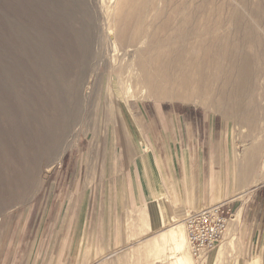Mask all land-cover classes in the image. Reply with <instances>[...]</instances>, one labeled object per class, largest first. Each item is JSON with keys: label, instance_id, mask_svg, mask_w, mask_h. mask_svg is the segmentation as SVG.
<instances>
[{"label": "rangeland", "instance_id": "rangeland-1", "mask_svg": "<svg viewBox=\"0 0 264 264\" xmlns=\"http://www.w3.org/2000/svg\"><path fill=\"white\" fill-rule=\"evenodd\" d=\"M118 1L0 0V264H76L68 255L66 231L75 226L86 186H98L101 164L114 149L128 148L121 118L136 102H143L149 117L155 109L172 119L183 112L195 117V150L207 149L208 139L214 150L219 177L211 182L213 198L195 210L226 204L228 228L206 258L193 259L187 245L185 257L193 264L207 258L211 264H264V200H254L264 181H235L239 164L251 155L264 165V37L245 47L252 77L235 112H218L205 96L188 103L153 101L131 84L108 92L105 81L133 73L131 62L119 56L113 61L106 44L108 31L119 22ZM148 1L144 29L149 33L156 14L151 8L160 9L166 0ZM237 2L213 0L224 25ZM250 113L252 125L242 121ZM204 119L212 136L204 133ZM169 145L177 148V142ZM254 204L261 205L256 226L244 217ZM191 212L175 211L169 228L181 224L184 232L182 220ZM158 241V254L143 244V264H174L172 247L162 237Z\"/></svg>", "mask_w": 264, "mask_h": 264}, {"label": "crops", "instance_id": "crops-1", "mask_svg": "<svg viewBox=\"0 0 264 264\" xmlns=\"http://www.w3.org/2000/svg\"><path fill=\"white\" fill-rule=\"evenodd\" d=\"M129 105L121 118L129 146L114 149L101 164L98 186H86L75 226L66 231L68 255L76 264H143V244L162 237L175 211L193 212L213 198L215 154L210 139L207 149L195 150L196 118L183 112L172 119L153 107L149 117L143 102ZM202 125L212 136L211 123L204 119ZM256 199L263 201L264 191L256 190ZM260 208L254 204L244 216L255 226Z\"/></svg>", "mask_w": 264, "mask_h": 264}, {"label": "bare ground", "instance_id": "bare-ground-1", "mask_svg": "<svg viewBox=\"0 0 264 264\" xmlns=\"http://www.w3.org/2000/svg\"><path fill=\"white\" fill-rule=\"evenodd\" d=\"M191 1L193 5L187 1L166 0L160 9L152 7L156 14L149 23L152 29L149 33L144 29L145 24L148 28L146 14L152 6L148 0L116 3L119 22L115 29L108 31L106 44L113 53V61L119 56L120 60L131 62L133 73L126 80L118 73L113 80L105 81L108 92L116 89L117 84H131L153 101L188 103L205 96L218 112L237 111L241 93L250 85L252 77L253 62L245 47L253 39L264 37V0L255 3L235 0L238 2L232 7L226 25L216 18L220 9L213 5V0ZM223 25L224 33L220 32ZM242 121L252 125L254 116L243 115ZM47 171L44 173L48 174ZM236 173L239 184L249 181L257 185L264 181V165L259 167L254 155L244 166L239 164ZM162 240L175 252L174 264H193L184 255L187 240L181 224L169 228ZM146 244L148 251L158 254L160 243L156 237ZM204 264L211 262L207 258Z\"/></svg>", "mask_w": 264, "mask_h": 264}, {"label": "built area", "instance_id": "built-area-1", "mask_svg": "<svg viewBox=\"0 0 264 264\" xmlns=\"http://www.w3.org/2000/svg\"><path fill=\"white\" fill-rule=\"evenodd\" d=\"M230 216V208L218 204L191 212L182 220L187 249L193 259L206 258L222 242Z\"/></svg>", "mask_w": 264, "mask_h": 264}]
</instances>
